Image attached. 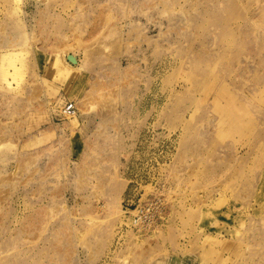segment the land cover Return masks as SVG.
I'll list each match as a JSON object with an SVG mask.
<instances>
[{"label":"rangeland","instance_id":"1","mask_svg":"<svg viewBox=\"0 0 264 264\" xmlns=\"http://www.w3.org/2000/svg\"><path fill=\"white\" fill-rule=\"evenodd\" d=\"M0 264H264V0H0Z\"/></svg>","mask_w":264,"mask_h":264},{"label":"built area","instance_id":"2","mask_svg":"<svg viewBox=\"0 0 264 264\" xmlns=\"http://www.w3.org/2000/svg\"><path fill=\"white\" fill-rule=\"evenodd\" d=\"M62 119L74 117L77 115V108L74 103H67L63 110L60 112ZM163 202L161 199H155L150 203L141 206L135 210H137V214L135 216L136 226L140 228H157L159 226L160 219L163 214ZM142 228V229H143Z\"/></svg>","mask_w":264,"mask_h":264},{"label":"bare ground","instance_id":"3","mask_svg":"<svg viewBox=\"0 0 264 264\" xmlns=\"http://www.w3.org/2000/svg\"><path fill=\"white\" fill-rule=\"evenodd\" d=\"M71 59L73 60V58H71ZM73 61H74V60H73ZM61 63H62L63 65L65 64V63H63V62H61ZM66 65H67V66H66ZM65 66H66L65 68L68 69V70H75V71H77V68H72V67H70V65H68V64H65ZM78 70H79V69H78ZM75 116H76V115H75ZM75 116H74V117H75Z\"/></svg>","mask_w":264,"mask_h":264},{"label":"crops","instance_id":"4","mask_svg":"<svg viewBox=\"0 0 264 264\" xmlns=\"http://www.w3.org/2000/svg\"><path fill=\"white\" fill-rule=\"evenodd\" d=\"M61 117V116H60ZM62 118V117H61Z\"/></svg>","mask_w":264,"mask_h":264}]
</instances>
